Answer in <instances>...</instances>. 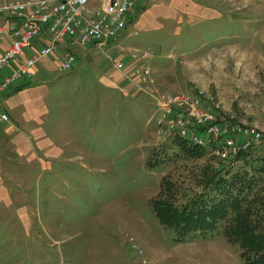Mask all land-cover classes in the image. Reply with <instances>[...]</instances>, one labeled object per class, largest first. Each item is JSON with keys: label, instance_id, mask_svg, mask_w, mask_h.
Listing matches in <instances>:
<instances>
[{"label": "rangeland", "instance_id": "rangeland-1", "mask_svg": "<svg viewBox=\"0 0 264 264\" xmlns=\"http://www.w3.org/2000/svg\"><path fill=\"white\" fill-rule=\"evenodd\" d=\"M193 1L212 16L174 10L137 31L130 14L118 38L129 49L114 55L124 56L125 64L135 62L133 70L148 69L145 81H132L137 98L107 85V73L98 68L107 57L89 45L67 40L63 45H71L76 58L73 68L58 70L67 52L62 46L52 55L58 71L37 73L35 85L44 87L45 96L67 103L50 104L52 115L58 109L70 118L79 114L80 141L87 149L81 161L20 167L0 187L10 199L0 200V264H242L238 246L224 235L225 222L181 242L152 208L155 200L183 207L215 174L252 173L264 164V0ZM187 96L199 98L197 109L219 123L227 120L241 130L232 133L233 140L251 145L239 158L223 162L209 151L201 158L183 155L181 141L165 136L172 131L166 120L158 134L162 111L173 120L171 109L179 119L178 105L171 102Z\"/></svg>", "mask_w": 264, "mask_h": 264}, {"label": "built area", "instance_id": "built-area-1", "mask_svg": "<svg viewBox=\"0 0 264 264\" xmlns=\"http://www.w3.org/2000/svg\"><path fill=\"white\" fill-rule=\"evenodd\" d=\"M141 1L99 0L98 4L89 7L92 0H0V16L6 18L0 26V102L19 82H30L35 75L36 65L57 53L60 45L67 40L99 50L115 71L122 74L125 61H113L107 47L122 35L131 11ZM1 46H4L3 49ZM132 59L137 58L132 56ZM58 63L59 71H69L75 65L76 58L72 53H66ZM147 70L136 67L132 75L137 81H133H145ZM198 100L193 96L173 99L171 103L178 105L179 119L170 114V109L168 113L173 117L170 120L165 115L166 110L160 108L163 111L157 122L158 134L162 132L161 125L166 120L172 127L166 137L172 136L187 142L189 146L209 151L223 162L235 160L238 153L247 149L251 142L247 140L244 141L245 145L237 144L232 133L237 134L241 130L230 122L221 124L214 114L197 109L200 105ZM188 105L194 108L191 112L190 108L185 107ZM189 112L195 117V123L186 115ZM6 122H9L8 114L0 111V124Z\"/></svg>", "mask_w": 264, "mask_h": 264}, {"label": "crops", "instance_id": "crops-1", "mask_svg": "<svg viewBox=\"0 0 264 264\" xmlns=\"http://www.w3.org/2000/svg\"><path fill=\"white\" fill-rule=\"evenodd\" d=\"M194 3L197 2L193 0H142L141 3L131 11V15H135L133 19L136 20L137 31L150 28L153 21H156L159 17H170L174 10H176L177 13L187 14L191 17H195L201 12L202 14L207 12L208 17L212 16L210 11L204 9L201 4L196 5ZM5 21L6 18L0 16V26L3 25ZM126 31L128 32L127 36L132 35L129 30ZM137 31L133 34H137ZM122 35L120 37H122ZM121 43H119L117 38L107 47L109 49L108 54H110L111 57H117L115 59L124 57L121 55H114L117 51H128L129 48L122 47ZM76 45L78 46V44ZM62 46L63 49L67 51L66 53L72 52L69 47L71 45L64 47V45L61 44L59 49L62 48ZM72 46H74V44H72ZM3 47L4 46H1V49H3ZM92 49L97 50L93 47ZM90 55L91 54H89V56ZM102 56L106 59L104 55ZM52 58L54 57L51 56L50 59ZM50 59L48 57V59L40 61L36 66L33 79L30 82H19L15 89L0 102V111L6 112L9 117V122L0 124V187L5 184L6 180L15 179L19 174L18 170L20 167L32 168L35 166V163L39 167L38 164L41 165L43 163L48 167L53 165L54 168L55 164H60L66 159L68 161L73 159L80 160L84 148L87 149L86 145L84 146V143L82 144L80 141L79 114L73 115L74 118H70L69 113L67 114L58 109L55 111L54 115H52L53 108L50 107V104L54 105L55 103L56 105H60V107H66L67 103H61L57 98H48L45 96L46 91L44 87L35 85L34 78L39 71L45 68H54L56 70L54 60ZM104 61L105 62L98 66V68L103 71L105 75L107 73L109 77L107 85L119 89L125 98L139 97L135 95L136 92L133 90L134 87L132 86L133 82H131L133 80L136 81V78L132 75L133 64L135 62L126 63L123 73L120 74L115 71L108 59ZM156 62V60L153 61V64ZM105 63L109 64V68L105 69ZM38 65L40 69L37 68ZM36 84H39V82ZM76 109L79 110V113L83 112V110L80 111V104H77ZM46 124H48L47 127H45ZM71 154L73 155L67 158V155ZM86 157H89V152H86ZM7 197L6 190L1 188L0 200L2 198L8 204L10 199Z\"/></svg>", "mask_w": 264, "mask_h": 264}, {"label": "trees", "instance_id": "trees-1", "mask_svg": "<svg viewBox=\"0 0 264 264\" xmlns=\"http://www.w3.org/2000/svg\"><path fill=\"white\" fill-rule=\"evenodd\" d=\"M179 147L183 155L192 158L205 155L204 149L184 142ZM152 208L158 221L173 229L181 242L197 232H214L225 222L224 235L228 242L238 246L242 264H264V164L252 173L241 169L215 174L204 191L183 207L155 200Z\"/></svg>", "mask_w": 264, "mask_h": 264}]
</instances>
